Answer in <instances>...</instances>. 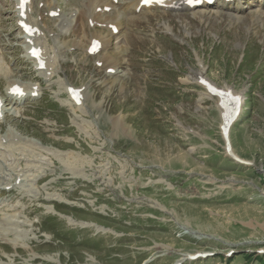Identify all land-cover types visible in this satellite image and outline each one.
Segmentation results:
<instances>
[{
	"label": "rangeland",
	"instance_id": "1",
	"mask_svg": "<svg viewBox=\"0 0 264 264\" xmlns=\"http://www.w3.org/2000/svg\"><path fill=\"white\" fill-rule=\"evenodd\" d=\"M50 2H58L65 13L81 6L80 0H45L44 4ZM251 11L236 21L237 27L210 54L211 36H223L230 26L214 23L208 30L199 26L200 35L209 37L205 43L194 40L206 69L190 51L192 42L186 50L176 46L171 35H152L168 19L173 27V17L162 11L127 14L123 30L128 46L122 52L116 47L110 50L121 65V71L112 76L95 65L94 57L84 54L81 47L87 49V43L80 40L75 44L81 47L72 45L74 32L59 27L60 21L69 24L74 17L60 14L55 21L44 16L39 23L44 21L45 26L54 28L50 40H40L45 50L51 52L53 43L56 47L62 42L69 45L63 57L57 58L56 52L49 57L51 65L47 62L43 73L49 66L50 74L44 76L33 71V62L23 56L14 0H0V71H7L9 80L43 85L41 98L58 106L48 110L41 98H35L16 106L20 113L8 115L0 125V172L22 174L26 179L15 187L11 177L7 186H12V191L0 196L6 204L16 205L11 214L19 225L11 227L26 232L16 240L0 238V256L5 255L7 263L17 251L21 264H31V256L36 261L32 264H139L147 257L153 258L150 264H173L182 255L197 252L214 256L198 264H264V259L258 261L264 258V60L258 63L259 47L256 56L248 54L255 43L247 36L251 31L256 33L255 38L264 46V31L260 32L264 23L252 24L255 13ZM190 15L183 16V21L192 19L191 26L199 30L197 19L200 16L201 20V15ZM37 17L34 12L30 20ZM95 31L107 33L106 29L86 27L89 37ZM245 40V66L240 67ZM196 71L245 96L242 115L230 132L233 151L245 163L225 155L215 98L200 101L210 94L204 92L200 98L203 88L191 76ZM63 80L84 86L93 101L87 100L90 96L86 93L88 98L81 102H86V108L76 112L60 105L57 100H70L60 88ZM6 82L0 77V88H5ZM47 85L51 86L45 88ZM14 134L24 136L19 137L24 143L2 139L4 135L18 139ZM33 137L45 141L47 150L25 140ZM21 190L27 195L22 199ZM61 200H68L71 206L63 209L64 213L84 221V225L81 221L68 223L52 213L49 204ZM51 215L58 218L48 223ZM95 222L108 230L96 229ZM125 225L131 227L130 243L115 238ZM63 227L73 232L70 239L77 238L74 249L67 243L51 246L56 229ZM90 238L96 240L89 243ZM3 243L7 245L4 248ZM5 250L10 254H4ZM109 252L117 259L108 256ZM85 254L94 261L83 260Z\"/></svg>",
	"mask_w": 264,
	"mask_h": 264
},
{
	"label": "bare ground",
	"instance_id": "2",
	"mask_svg": "<svg viewBox=\"0 0 264 264\" xmlns=\"http://www.w3.org/2000/svg\"><path fill=\"white\" fill-rule=\"evenodd\" d=\"M123 1V0H122ZM121 0H118L116 3H114V2H112V1H110V0H82L81 1V5H83V8L82 9H80V12H79V15H78V17H79V19H81L82 17H86L87 19H89V20H91V21H93V20H95V18L96 17H100V18H102V19H104L105 21H107L108 23L110 22V23H114V24H116L117 25V28H118V33L120 32V19H119V17H114V20H112V19H110V17H111V14H112V12H114V11H117V9H118V7L119 6H121L122 4H123V2H122ZM138 1L139 0H125L124 1V3H125V5L124 6H126V7H128L129 9L131 8L132 10H133V12H135L134 11V8H135V6L137 5V3H138ZM184 1V0H183ZM242 2V1H241ZM167 3L168 4H174V5H177V4H180V0H168L167 1ZM240 3V2H239ZM104 5H109L110 6V10H109V12L108 13H105V11H103V10H101L100 12H96V8L97 7H103ZM55 6H57V5H55V4H52L51 5V8H54ZM236 6V5H235ZM206 6H204L203 8H200V10H198V11H202L204 8H205ZM29 8H30V6H29ZM81 8V7H80ZM33 10H35V11H37L36 9H33ZM51 10H54V9H51ZM50 11V10H49ZM73 11V10H72ZM141 11V10H140ZM139 11V12H140ZM195 11V10H194ZM198 11H195V12H198ZM38 12V11H37ZM40 12H41V10L38 12V15H41L40 14ZM71 12V11H70ZM147 13V12H146ZM73 14L74 13H71L70 14V18L69 19H72L74 16H73ZM259 14H261V15H264V8L263 9H258L257 10V17H259ZM28 15V14H27ZM145 15V14H144ZM60 16H62V15H60ZM65 16V15H64ZM233 17H237V11L235 12V14L233 15ZM62 18V17H61ZM67 18H68V16H67ZM66 18V19H67ZM76 18H77V16H75L74 17V20H75V22L74 23H76ZM56 20H57V18H56ZM68 20V19H67ZM39 22H41V19L39 20V21H34L32 24H37V23H39ZM58 22H59V20H58ZM57 23V22H56ZM72 23V20H70V24ZM82 27H83V25L81 24V26H79V24H78V26L76 27V30H78V35H79V37H81L82 39H81V41H83L84 43H87V46L90 44V40H85L84 38L86 37V34H85V31L84 30H82ZM165 27H166V29H170V26H169V24H166L165 25ZM44 28V27H43ZM113 34V32L110 30V32H109V36H107V38H102L101 39V44H102V46H101V49H104V50H108V48L110 47V45H111V35ZM29 46V45H28ZM27 46V47H28ZM121 54V53H120ZM199 59V58H198ZM202 60V59H201ZM200 63H201V65L203 64L202 63V61H199ZM106 64H108V65H106ZM104 65L106 66L105 68H107V66H110V67H114V65H116V63H113V65H112V61H105L104 62ZM203 66V65H202ZM206 69V68H205ZM4 70V69H3ZM7 70V69H6ZM200 71V70H199ZM199 71H196L195 73H194V75H192L191 74V76H194V78H196L197 79V81H198V77L196 76V75H202V72H199ZM194 72V71H193ZM192 72V73H193ZM192 78V77H191ZM189 79V78H188ZM193 79V78H192ZM195 79V80H196ZM185 80H187V79H185ZM190 80V79H189ZM14 81L13 80H10L9 81V83H8V86H7V90L9 89V87L12 85V83H13ZM33 90L32 89H29V91H28V94H30V92H32ZM6 95L9 97V96H11V95H9V94H7L6 93ZM83 95H84V97H83V99L85 98V99H87L88 98V96L87 95H85L84 93H83ZM27 97V93L24 95V96H18L17 97V95H16V97H14L13 99H14V101L16 102V100H18V99H21V98H26ZM200 98H201V96H200ZM203 98V97H202ZM201 98V99H202ZM221 108V107H220ZM9 139L10 140H12L13 141V139H11L10 137H9ZM20 141V140H19ZM26 142V141H25ZM20 143V142H19ZM30 144V143H29ZM4 145V144H3ZM14 146V145H13ZM17 146V145H16ZM24 146V145H23ZM29 146V145H28ZM27 146V147H28ZM18 148V147H17ZM24 148H25V146H24ZM8 149H9V147H8ZM16 149V148H15ZM35 149V148H34ZM13 150V149H12ZM20 151V150H19ZM18 177V175L15 177V178H17ZM4 183V180H3V182L2 181H0V185L1 184H3ZM5 206V205H4ZM7 210L8 211H13L12 209H9V208H7ZM0 233H2L4 236H6V235H13L14 237H16V236H18V235H20V233H21V231H19V230H16V229H12V227L11 226H18L19 225V223H17V221H16V218H15V215L14 214H7V216L6 215H0ZM14 239H17V238H14Z\"/></svg>",
	"mask_w": 264,
	"mask_h": 264
},
{
	"label": "trees",
	"instance_id": "3",
	"mask_svg": "<svg viewBox=\"0 0 264 264\" xmlns=\"http://www.w3.org/2000/svg\"><path fill=\"white\" fill-rule=\"evenodd\" d=\"M258 258H259V257H257V259H258ZM263 259H264V258H261V257H260V258L258 259V261L261 262V261H263Z\"/></svg>",
	"mask_w": 264,
	"mask_h": 264
},
{
	"label": "snow or ice",
	"instance_id": "4",
	"mask_svg": "<svg viewBox=\"0 0 264 264\" xmlns=\"http://www.w3.org/2000/svg\"><path fill=\"white\" fill-rule=\"evenodd\" d=\"M24 2H26V0H21V6H23Z\"/></svg>",
	"mask_w": 264,
	"mask_h": 264
}]
</instances>
